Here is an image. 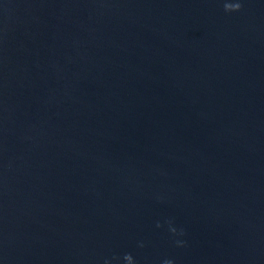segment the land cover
I'll list each match as a JSON object with an SVG mask.
<instances>
[{
  "label": "water",
  "instance_id": "water-1",
  "mask_svg": "<svg viewBox=\"0 0 264 264\" xmlns=\"http://www.w3.org/2000/svg\"><path fill=\"white\" fill-rule=\"evenodd\" d=\"M0 264H264V0H0Z\"/></svg>",
  "mask_w": 264,
  "mask_h": 264
}]
</instances>
